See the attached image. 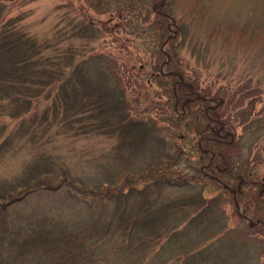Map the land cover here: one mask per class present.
Listing matches in <instances>:
<instances>
[{"label": "trees", "instance_id": "16d2710c", "mask_svg": "<svg viewBox=\"0 0 264 264\" xmlns=\"http://www.w3.org/2000/svg\"><path fill=\"white\" fill-rule=\"evenodd\" d=\"M6 1L0 0L1 154L24 137L40 141L52 129L55 135H95L111 143L106 162H96L99 176L60 165L59 186L46 189H38L33 179L37 173H48L52 161L33 154L26 178L17 186L54 193L55 203L31 210L15 226L6 224L0 233V264H260L263 248L249 231L257 224L264 229V176L259 178L251 168L255 160L264 164V124L251 130L250 119L230 128L226 100L219 93L228 97L226 105L247 99L243 86L252 78L264 79V65L263 71L238 73L240 89L228 93L218 87L214 93L201 84L198 72L186 75L176 63L186 38L198 33L201 21L179 15L176 0H159L151 10L138 0H115L118 14H131L134 22L128 23L134 30L141 29L137 20L143 16L150 24L147 29L158 33L159 43L153 45L158 62L152 63L151 72L156 81L164 80L160 85L168 97V120L177 129L164 131L131 106L118 73L120 62L91 46L112 33L117 22L64 16L65 23L57 26L58 22L51 36L39 38L21 26L24 15H9ZM206 5L192 7L193 13L209 19L212 6ZM222 30L232 34L234 27L225 18L215 19L203 41L205 51L220 31L228 41L230 35ZM263 30L252 25L253 33ZM177 36L179 43L171 44ZM192 44L196 48L198 42ZM228 74L232 73L217 71L223 78ZM186 119L193 133L189 141L194 136L196 140L189 150L182 143L187 134L179 130ZM4 120L14 122L9 126ZM206 183L216 185L220 193H206ZM224 184L234 189L243 207L235 226L225 221L219 205L230 190ZM249 185L260 190L247 193ZM2 187L1 213L18 198ZM246 218L254 224H244Z\"/></svg>", "mask_w": 264, "mask_h": 264}, {"label": "rangeland", "instance_id": "374dc122", "mask_svg": "<svg viewBox=\"0 0 264 264\" xmlns=\"http://www.w3.org/2000/svg\"><path fill=\"white\" fill-rule=\"evenodd\" d=\"M138 1L142 5L143 3L147 4L151 10L154 3L159 0ZM6 2L9 6V15L13 16L20 13L24 15L20 22L21 26L39 38L51 36L58 22L57 26L65 23L64 16L86 17L100 24L108 21V25L117 22L118 26H115L112 33L104 34L91 46L95 50L111 53L116 62H120V66L117 64L118 73L127 85V95L131 106L140 112L137 114L152 117L164 131L177 130L176 126L168 120L169 113L166 108L168 97L163 94L164 88L160 85L164 80L156 81L151 72L152 63L158 62L155 60L156 55L153 46L159 43L156 36L158 33L153 28L147 29L150 24L143 22V16L138 20L135 18L141 25V29L134 30L128 23V21L134 22L131 14H124V16L118 14L117 8L120 4L115 0H99L98 4L91 0H7ZM206 3L212 6V16L209 19H203L200 17V13H193L192 7H204ZM175 6L178 14L185 16L187 21L195 18L202 23V27H198L199 34L196 32L194 36L188 35L179 52L181 58L176 63L186 75L195 76V72L196 75L198 72L199 80L203 86H211L214 93L218 87L221 88V92L230 93V90L235 91L243 86L241 81L238 82V73L242 75L250 73L252 68H254L253 70L261 68L260 70L263 71L264 30L253 33L252 25L264 28V0H245L244 2H238V0H176ZM152 17L153 14H149V19ZM220 18H225L226 21L232 23L233 33L229 34L230 30H222L223 33L230 35L228 41L222 39L221 31L216 34V38L212 35L213 42L205 51L203 47L204 38L211 32L215 19ZM170 21L176 22V20ZM236 29L240 30V33L235 34ZM179 41L180 36H177L170 43L177 45ZM195 41L198 42L196 48L192 44ZM167 44L161 46L163 51H166ZM217 71L221 74L227 72L232 74H228L230 77L223 78L222 75L217 76ZM162 72L167 71L162 68ZM243 90V92L248 93L245 97L247 99L241 100V102L234 99L228 105H226L228 102L225 103L228 97L219 93L223 100H226L224 102L225 108H227L225 117L229 118L226 123L234 130L238 126H244L252 119L249 122H252L249 129L254 130L256 126L260 127L264 124V79L254 80L252 78L250 84L243 86ZM249 100H252L251 105ZM142 110L145 112L142 113ZM245 118L248 119L246 122L244 121ZM6 121L9 126H12L14 122L4 120V122ZM190 127L186 119V122L179 128L182 134H187L186 138L182 139L186 150L193 147L195 140L194 136V140L189 141V138L193 136ZM239 130H241L240 127ZM53 133L54 130L52 129L45 137H42V140L37 142H30L27 140L28 137H24L23 140L14 144L3 154L0 152V186L6 185L5 189H12L13 191L11 197H18L12 198L13 200H11L14 202L8 204L5 211L0 212V233L5 229L6 224L13 223L15 226L18 221L21 223L20 217L27 215L31 210L43 207L45 204L54 206V193L51 195L49 192H27L24 191L27 190V187L17 186L18 183H23V179L26 178L24 172L28 168L34 153H41L44 157H48L49 161H52V164H49L48 173H37L36 178L33 179V185L36 184L38 189H46V186H59L58 167L60 165L69 167L71 171L84 173L82 170H86L85 173L89 176L92 174L99 176L96 162H106V154L111 140L95 135L67 137ZM260 161V159L255 160L251 168H255L258 177L262 178L264 176V164ZM204 188V191L210 195L220 193V189L212 183H206ZM246 189L247 193L249 190L255 193L260 190L255 185H249ZM19 197L22 198L19 199ZM246 197L247 200L252 199L250 194H246ZM7 202L3 201L2 203L6 204ZM219 205L226 216L225 221L229 225L235 226L242 218V204L237 202L232 191H225ZM3 215L5 219H2ZM251 221L243 219L246 225ZM249 233V236L255 239L256 245L263 248L260 264H264L263 225L257 224Z\"/></svg>", "mask_w": 264, "mask_h": 264}, {"label": "water", "instance_id": "95a60500", "mask_svg": "<svg viewBox=\"0 0 264 264\" xmlns=\"http://www.w3.org/2000/svg\"><path fill=\"white\" fill-rule=\"evenodd\" d=\"M216 180H218L219 181V179L218 178H215ZM226 187H228V188H230L231 189V191H232V193H233V195H235V191L233 190V188H231L230 186H228L227 184H224Z\"/></svg>", "mask_w": 264, "mask_h": 264}]
</instances>
